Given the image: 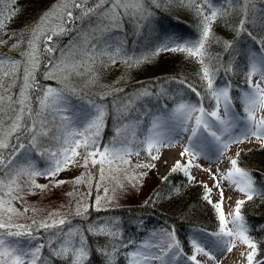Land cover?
Returning <instances> with one entry per match:
<instances>
[{
  "label": "snow or ice",
  "instance_id": "1",
  "mask_svg": "<svg viewBox=\"0 0 264 264\" xmlns=\"http://www.w3.org/2000/svg\"><path fill=\"white\" fill-rule=\"evenodd\" d=\"M14 2L9 0V4ZM150 3L156 8L174 4L193 12L197 18L195 38L191 34L186 37L164 29L160 21L154 19L155 14L146 7L145 0H91V4L90 0H57L30 28L26 47L20 53L22 59L0 55V264H52L53 260L65 261L66 264H87L92 255L89 236L107 238L108 243L98 246L95 251L105 257V264H115L119 249L127 247L121 241L118 220L92 222L86 228L73 227L69 215L53 211L42 219L32 218L30 223L17 222L30 210L34 214L38 210L25 207L21 211L14 202L23 201L26 194L34 195L36 190L44 192L66 183L56 177L69 170L70 166H80L86 170L74 177L71 183L79 185L87 182L90 189L93 187V174L89 168L97 169L98 166L99 180L95 187L97 190L103 188L105 194L104 197H95L96 210L100 211L102 200L109 203L112 200L108 196L109 188L104 187V183L112 181L118 187H123L122 174L124 180L135 186L147 175L135 170L151 169L156 165L141 162L133 166L130 157H139L144 152L151 161L159 160L161 150L174 144L172 133L179 129L189 131V121H192L191 136L179 153L180 157L187 159L183 162L176 160L169 174L162 178V183L168 182L169 176L178 172H182L191 183L195 177L190 169L201 167L194 162L206 156L204 145H212L218 158L225 157L233 144H242L253 138L264 147V114L257 115L264 113V35H255L249 29L251 26L264 32V7L258 8L257 0H150ZM260 3L264 5V0H260ZM77 12L79 15H76ZM14 14L9 9L7 19L10 20ZM233 15L239 17L232 26L237 36L247 34L253 42V47L246 53L247 90L236 96L232 94L230 82L217 84L219 72L223 70L226 75L234 72V64L213 65L208 50L210 42L218 40L213 25L221 20L227 25ZM125 17L135 21L138 32L149 28V34L156 39L155 46L140 55H128L121 41L103 39L106 33L122 29ZM93 18L97 21L96 26L91 32L80 33L81 44L74 42L68 48L59 50L60 56L54 58L58 51L54 38L68 35L72 31L69 25L77 20L83 22ZM5 22L4 10L0 9V30L5 28ZM97 32L99 36L94 35ZM4 43L6 41L0 39V44ZM24 43L21 36L11 47L17 49ZM100 44L102 47H98ZM224 47L227 51L233 47V43L225 41ZM161 52L182 53L186 59H194L199 64L198 76L203 92L185 79L171 78L195 93L200 98L199 104L183 99L184 92L180 89L176 93L180 99L178 102L174 99V107L153 106L154 111L141 113L135 109L136 101L153 96L159 99L166 95L164 89L157 93L141 89L134 98L129 97L126 102L115 105L117 120L124 117H128V120L115 128L112 145L101 148L99 137L107 106L89 99L86 108L81 106L76 111L69 97H82L79 90L71 85V79L87 74L88 82L95 83L94 66L97 63L115 64L119 60L128 67H136L149 62ZM77 55L80 59H76ZM44 56L49 58L46 64L42 61ZM41 67L44 68L45 80H58L63 87L41 86L37 78ZM254 76H259L255 83ZM18 81H22L19 92L13 93L12 89ZM33 93H38L35 108ZM109 94L106 92L99 99L103 100ZM205 98L212 102L207 108L203 103ZM235 102L242 106L243 115L235 111ZM134 111L136 115H132ZM48 116L52 117L51 122ZM57 119L59 123H56ZM53 131L57 133L54 136ZM41 138L53 140L56 147H43ZM33 154L46 156L48 166L39 168ZM240 154L237 152L236 158L228 157L230 167L225 172L217 169L219 179L216 174L213 175L216 181L214 187L220 190L219 201L213 202L210 199L211 189L204 186L203 199L213 207L218 219V230L209 233L213 237L211 241L193 235L189 240L191 254H186L175 230L161 229L151 233L155 242L145 241L135 251L126 254L128 264H151L152 261L159 264H205L198 259L199 256L206 257L213 264H222L223 259L238 245L244 247L240 255L246 264H264V253L260 251L259 242L250 234L242 214V208L248 201L254 198L264 200V185L258 186L253 174L239 165ZM77 157L82 158V163ZM37 177L49 182L39 184ZM223 181H227L234 191L244 197L236 200L234 208L227 214L224 211L225 190L221 188ZM174 191L179 194L180 189L177 187ZM67 195L73 196V193ZM88 212L89 205L78 200L73 215L86 220ZM42 231L49 235L42 237ZM45 249L48 254H45Z\"/></svg>",
  "mask_w": 264,
  "mask_h": 264
},
{
  "label": "trees",
  "instance_id": "2",
  "mask_svg": "<svg viewBox=\"0 0 264 264\" xmlns=\"http://www.w3.org/2000/svg\"><path fill=\"white\" fill-rule=\"evenodd\" d=\"M30 1L31 6H34H32L33 8L39 6L40 10L44 11L54 0ZM25 2L26 3H24V0H15L14 3L9 4V0H0V9L4 10L6 20L5 28L0 30V39L6 41V43L0 44V55L7 56L8 54H12L7 50V45L10 44L12 37L20 28L19 25H16L18 23V19L15 17L16 14L17 17L20 16L19 18L25 21L32 22L33 20V13L31 15L28 13V11H30L28 10L30 4H28L27 1ZM145 3L148 10L155 14L154 19L159 20L160 25L168 32H175L178 35L183 34L186 37L188 34H191L192 37L195 38L197 18L193 12L174 4H164L161 8H156L150 3V0H145ZM257 7H264V5L260 3V0H257ZM9 9L15 13L10 20L7 19ZM76 15H79V12H77ZM238 19L239 17L237 15H233L229 18L227 25L223 20L214 24L213 31L218 40H212L208 49L210 63L213 65H227L229 62L234 64V72L226 75L224 71L221 70L217 76L218 85H223L228 82L232 84V94L234 96L238 95L241 90H247L245 82L247 64L246 53L250 46L253 45V42L247 34H242L238 37L233 30L232 26L238 22ZM96 23L97 21L95 18L91 21L85 20L83 22L78 20V25L74 26L78 28L77 33L73 36L75 44L79 45L81 42L79 39L80 33L91 32L95 28ZM122 25V29L106 33L103 39H107L109 42L121 41L123 43L124 52L128 55H140L155 46L156 39L149 34V28L145 27L138 32L135 21L128 17L123 18ZM249 29L252 30L255 35H264V32L253 29L251 26H249ZM94 35L99 36L100 34L97 32L94 33ZM225 41H231L233 43V47L227 51L224 47ZM95 42L96 41H94V43ZM56 56L58 55H55L54 58ZM48 59L47 56L42 57L43 63L44 60ZM76 59H80L79 55L76 56ZM94 69L96 74L95 83L88 82L87 74L74 76L71 79V85L79 90L80 97L82 98L70 96L69 102L73 105L75 110H79L81 106L86 108L87 100L89 99L96 100L97 103H102L107 106L104 127L99 137L101 148L104 145H112L115 136V128L128 120V117L117 120L115 105L126 102L129 97L134 98L135 94L141 89H148L153 93L160 92L161 89H164L166 92V95L160 96L159 99L153 96L136 101L135 109L141 113L149 110L154 111L155 109L153 106L163 108L167 105L168 108H172L174 106V99L177 102L180 99V97L176 95L177 91L180 89H183L184 92L183 99L199 104L200 98L196 97L195 93L191 92L188 88H184L183 85L177 84L175 79L171 78L185 79L189 84L196 86L197 90L203 92L202 81L198 76L199 64L196 63L194 59H186L182 53L161 52L149 62L136 67H128L118 60L115 64L110 62L105 64L97 63ZM37 78L41 86H47L45 83H42L43 81H47L49 83L48 85L53 88L57 86V83L53 80H44V78L42 79L40 76ZM61 87H63V85L59 86V88ZM119 89L123 91H118ZM12 91L13 93H18L19 87L16 86ZM106 92L110 94L106 95L103 100H100V95ZM36 95H38V93H33L34 108L37 106L35 100ZM203 103L207 108L212 102L205 98ZM235 107L238 113L242 111V106L239 105L238 102H235ZM70 114L71 113H69V115ZM132 115H136V112L134 111ZM47 119L50 122L52 121L51 116H48ZM56 123H59L58 119ZM56 134L57 133L53 131L52 135L54 136ZM23 142L27 143L26 140ZM41 144L43 147H56L54 141L48 138H41ZM117 147H119V145H117ZM240 153L238 158L239 165L253 174L258 185H264V147L256 145ZM37 159L39 168L48 166V159L46 156L37 155ZM77 160L82 163L81 157H77ZM130 160L133 166L141 162L154 163L144 152H141L139 157L133 155L130 157ZM74 167L70 166L69 170ZM97 169L89 168V171L93 174V187L91 189L88 187L87 182L73 185L71 180L69 184H67L69 187L67 193L71 192L73 196H68L63 187L64 184L57 187L62 189L61 194L65 197V204H69L67 206L64 204L65 206H62L63 209L60 210V213L70 216L71 225L73 227L81 228H86V226L92 222L99 223L107 220H118L122 232L121 241L126 244L127 247H121L119 249L115 257V264H128L126 254L132 251L136 242L141 240L144 236L145 231L143 228L145 229V227L160 226L168 231L174 229L186 254H191L188 236L190 230L196 229L198 231L210 233L218 230L216 212L213 207L203 199L205 188L198 182L189 183L182 172L174 173L169 176L168 182L162 183V178L167 176L169 172L155 182L149 183V191L144 196L140 197H138V192L142 187L140 184L148 177L147 170L149 168L135 170L137 173H147V175L143 176L135 186L124 180L121 174L120 179L124 185L123 187H118L116 183L112 181L104 183V187L109 188L108 196L112 197V200L110 203L107 200H102L101 210L97 211L95 197L97 195L104 197L105 195L103 188L97 190L95 187V183L99 180V172ZM81 171V173H84L86 170L82 167ZM81 173L77 176H80ZM60 175L56 177L57 180H63ZM38 178L40 177L36 178L37 183H39ZM48 182L47 179L43 178V181L39 184H47ZM177 187L180 189L179 194H176L174 191ZM46 192L47 190L44 192L36 190L34 195L26 194L23 201L14 202V204L22 211L25 207L30 208L39 200L42 201V199L39 198H41L43 194L46 195ZM89 193H91V195H89ZM31 197H36V199L32 200ZM78 200H83L89 205V212L86 220L73 215ZM145 201H148V203L145 204ZM41 213L42 211H39L38 214L46 217L45 214ZM242 214L245 217L250 234L259 242L260 251L264 253V200L254 198L252 201H248L242 208ZM141 224H143V227L139 228ZM40 235L43 237L49 234L42 231ZM88 239L92 248V255L87 264H105V257L96 252L95 249L98 246L106 245L108 243L107 238L89 236ZM129 241H131V243H129ZM44 251L45 254H48L47 249ZM52 264H66V262L53 260Z\"/></svg>",
  "mask_w": 264,
  "mask_h": 264
},
{
  "label": "rangeland",
  "instance_id": "3",
  "mask_svg": "<svg viewBox=\"0 0 264 264\" xmlns=\"http://www.w3.org/2000/svg\"><path fill=\"white\" fill-rule=\"evenodd\" d=\"M25 1H27L28 4L31 3L30 0H24V3H26ZM55 3H57V0H54L50 4V6H48V8H46L44 11L43 10L41 11L39 6L33 8L34 6L32 5L33 6L32 7L30 4L29 9H28L30 11H28V10L27 11H28L29 15H31L33 13L32 14V17H33L32 22L25 21V20L19 18L20 16L17 17V14H16L15 17H16V19H18V23L16 25H19L20 28L17 31V33L12 37L10 44L7 45V47H8L7 50H9V52L12 53V54H8L7 57H10L13 59H18V60L22 59L20 53L26 47V41L28 39V34L30 31V28L36 22H38L40 20V17L45 12L50 10ZM76 25H78V20L74 24L69 25V27L72 28V31L68 35L57 36L54 38L55 46L58 49V51L54 54V56L58 55L55 58H58L60 56L61 53L59 50H64V49L68 48L69 45L74 43L73 36H75V34L77 33V30H78V28L74 27ZM21 36H23V40L25 41V43L21 44V46L19 48L13 49L11 47L12 44L16 43L17 40L21 39ZM94 41H93V43H94ZM80 44H81V42H80ZM98 47H102V44H100ZM47 62H48V60H44L45 64ZM43 72H44V68L41 67V69L38 73V76L42 77V79H43ZM22 73H23V69L21 68V72H20L21 76H22ZM257 80H259V76H254L253 82L255 83ZM53 81H55L57 83V86H55V88H59V86H62V84L58 80H53ZM21 82L22 81L17 82V87H19V84ZM42 83H45L47 86H50V85H48L49 83L47 81L46 82L43 81ZM262 86H264V83H262ZM76 111H79V110H76ZM262 114H264V113H258L257 115L259 116ZM241 115H243V113ZM77 126L79 127V125H77ZM187 126L189 128V131L185 132L183 129H180V131L176 135L177 138L174 140V144L170 147L163 148L161 150V153H160L161 158L157 161H154L156 167L147 170L148 171V177L143 180L142 184H140L142 187L140 188V190L138 192V197L144 196L149 191V188H150L149 183L155 182L156 180L165 176L170 171L171 167L174 165L176 160H181L183 162L184 160L187 159V158L180 157L179 154H178V156L177 155H175V156L170 155L171 152H173V151H178L180 153L181 151H183L184 146L186 144H188V137L191 136V130L190 129L192 126V121H189ZM235 131L236 130H234V132ZM256 145H260V143L255 141L254 138L250 139V140H246L242 144H233L228 149L226 156L223 158L217 157V155L215 154V151H214V147L212 145H204L206 156H201L197 161L194 162L195 164H198L201 167H192L190 169L191 175L195 177V179L192 182L193 183H197V182L201 183V185L203 187L206 185L209 189H211L210 199L213 202L219 201L220 200V190L217 189L216 187H214L216 181L213 180V175L216 174L217 179H219V174L217 173V169H220V172L222 173V172H225L230 167V164L228 162V157L236 158L237 152L247 150L250 147L256 146ZM33 159L36 161L37 166H39L37 155L33 154ZM81 169H82V167L77 166V167L72 168L71 170H67L66 172H62V174L60 173L61 175L59 174L61 176V179H63V181H67L66 183H64V186H63L66 194H67V192H68L67 190L69 188L67 184H69V182L74 177H76L79 173L82 172ZM204 169H210V171H205ZM42 181H43V178H41V177L38 178L39 183H41ZM221 188H224V190H225L226 199L224 201V211L227 214L228 212H230L234 208L236 200L243 199L244 197L238 191H234L233 188L228 185L227 181L221 182ZM61 191H62V189H59L57 187H51L50 189H48L46 192V195L43 194L42 197L39 198V199H42V201L39 200L37 203H35L34 206L29 208V209L34 208V209H37L38 211L34 214L30 210L28 213H26L27 215L25 214L23 217H20L17 220V222L18 223H30L32 218H35V219L44 218L43 216L38 214L39 211H42L41 214H45L46 216L48 215L49 212H53V211H59L60 212V210L63 209L62 206L69 205L68 203L65 204V197L62 196ZM31 198H32V200L36 199V197H34V198L31 197ZM26 220H28V221H26ZM139 228H141V225ZM161 229L162 228L157 227L154 230H150V232H148L146 234L143 241L140 242L139 244H137L136 248L133 251H135L145 241L155 242L151 236V233L154 231L159 232ZM191 235L192 236L196 235V236L200 237L202 240H206V241H211L213 239V237H211L210 235L200 233V232L192 233ZM242 251H244V247L241 245H238L233 250L232 253H229L223 259L222 264H246V261L240 255V253ZM198 259H201L202 261H204L205 264H213V262L207 261L206 257L199 256ZM151 264H159V262L158 261H152ZM185 264H190V262H185Z\"/></svg>",
  "mask_w": 264,
  "mask_h": 264
},
{
  "label": "bare ground",
  "instance_id": "4",
  "mask_svg": "<svg viewBox=\"0 0 264 264\" xmlns=\"http://www.w3.org/2000/svg\"><path fill=\"white\" fill-rule=\"evenodd\" d=\"M165 131H167V130L165 129ZM179 131H180V129H179L178 131L172 133V136H173V139H174V140L177 138L176 135H177V133H178ZM178 154H179L178 151H173V152H171L170 155H173V156L177 155V156H178Z\"/></svg>",
  "mask_w": 264,
  "mask_h": 264
}]
</instances>
